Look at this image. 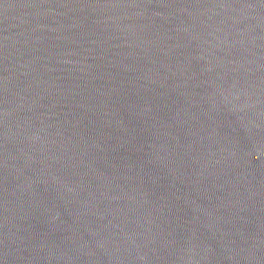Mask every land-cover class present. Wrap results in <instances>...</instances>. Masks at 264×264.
Returning <instances> with one entry per match:
<instances>
[{"label":"water","instance_id":"water-1","mask_svg":"<svg viewBox=\"0 0 264 264\" xmlns=\"http://www.w3.org/2000/svg\"><path fill=\"white\" fill-rule=\"evenodd\" d=\"M0 264H264V0H0Z\"/></svg>","mask_w":264,"mask_h":264}]
</instances>
